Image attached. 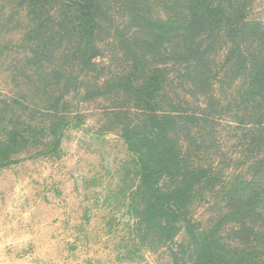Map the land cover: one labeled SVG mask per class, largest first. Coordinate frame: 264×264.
I'll return each mask as SVG.
<instances>
[{
    "label": "trees",
    "instance_id": "obj_1",
    "mask_svg": "<svg viewBox=\"0 0 264 264\" xmlns=\"http://www.w3.org/2000/svg\"><path fill=\"white\" fill-rule=\"evenodd\" d=\"M19 1L30 17L27 100L15 102L23 116L0 142V166L27 147L58 151L80 119L72 102L108 97L139 156L145 210L166 216L170 233L183 222L192 264H264V23L250 19V0ZM109 37L129 68L107 77L97 59ZM226 122L247 138L242 160L220 148ZM220 166L248 168L225 176ZM207 190L226 208L200 227L191 210Z\"/></svg>",
    "mask_w": 264,
    "mask_h": 264
},
{
    "label": "rangeland",
    "instance_id": "obj_2",
    "mask_svg": "<svg viewBox=\"0 0 264 264\" xmlns=\"http://www.w3.org/2000/svg\"><path fill=\"white\" fill-rule=\"evenodd\" d=\"M122 2L111 6L127 5ZM21 4L0 0V142L7 139L10 121L23 116L15 114L16 103L27 100L31 45L24 36L30 17ZM249 17L264 23V0H250ZM108 40L97 62L110 77L112 69L129 66L114 39ZM31 101L46 108L44 99ZM113 102L108 97L72 102V115L80 119L65 130L58 151L40 154L43 145L27 147L0 166V264H192L194 241L183 222L170 233L166 216L145 210L139 156L108 113ZM246 142L236 123L226 122L219 137L222 152L242 160ZM220 167L225 176L248 168ZM161 183L171 186L166 179ZM205 193L191 210L200 227L223 219L226 208L222 191Z\"/></svg>",
    "mask_w": 264,
    "mask_h": 264
}]
</instances>
